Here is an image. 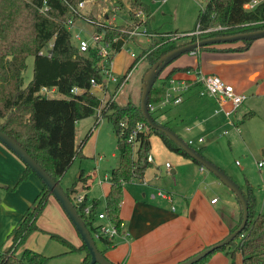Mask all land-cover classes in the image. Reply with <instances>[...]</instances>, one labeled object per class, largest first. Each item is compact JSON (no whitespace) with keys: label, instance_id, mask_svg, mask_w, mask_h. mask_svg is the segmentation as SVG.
Masks as SVG:
<instances>
[{"label":"trees","instance_id":"16d2710c","mask_svg":"<svg viewBox=\"0 0 264 264\" xmlns=\"http://www.w3.org/2000/svg\"><path fill=\"white\" fill-rule=\"evenodd\" d=\"M82 1L84 0H0V131L13 139L59 185L67 170L79 156L86 140L98 125L95 120L81 142L78 145L75 144L77 123L93 116L101 105L98 96L92 92L91 81L99 85L102 90L109 92L105 85L107 75L99 65L101 56L91 49L85 52L79 51L77 45L73 44L72 33L66 25L68 20L75 23L89 18L76 10L77 5ZM251 1L208 0L199 10L194 29L191 31L194 32L197 28L200 33L197 36L178 35V37L189 38L188 42L179 45H175L178 38L174 37L177 34H159L150 31L151 5L142 0H129L131 25L115 27L96 20L91 21V25L94 32L102 34L103 44L113 53L109 62L131 39L127 32L134 26H143L150 36V45L143 51L140 58L142 56L146 58L148 71L161 56L178 46L196 40L264 28V0L249 10L244 9V5ZM136 11L144 14L143 22L134 16ZM251 43L252 41H241L232 44L208 45L201 47L198 51L243 52ZM228 45L234 46L228 47ZM30 57L33 59L32 77L25 85L23 74L27 69L26 61ZM134 65L135 63H132L128 72ZM171 66L172 63L159 75L157 79L159 83L153 85L148 97L149 105H157L162 101L164 87L169 78L176 73L192 70L188 66ZM169 67L171 68L164 75L163 73ZM73 87L81 92L71 94ZM42 88L54 89L60 97H45L39 93ZM111 97L113 96L110 91L107 106L102 108L101 113L103 118L112 123L119 160L117 167L111 170L108 177L110 188L103 213L119 234L122 224L119 213L123 199V185L130 181L142 182L145 172L151 166L147 160L150 156L151 135L158 136L170 152L191 160L199 167L202 166L165 135L151 129L141 114L139 104L128 102L120 106ZM162 110L157 107L154 111H149L150 116L155 123L169 128L167 124L158 121L157 117ZM158 111H160L159 114H157ZM250 116H253V113L245 115L243 120H247ZM137 123L143 126V130L136 132L133 140L128 141ZM194 149L199 155L205 157L204 147ZM31 174L33 172L24 165L17 183L14 187L7 188V191H14ZM85 179L80 173L79 177L64 190V193L70 199L95 243L98 241L105 248L111 247L114 237L103 236L98 232L95 224L97 215L100 213L98 200H92L87 213L85 212L88 206L86 200L79 204L75 203L76 186ZM240 189L248 207L245 227L230 243L214 250L194 264H205L215 251L224 252L229 257L230 264H235L237 256L241 258V264H264V210L261 213L256 211V199L249 185L244 190L242 187ZM50 196V191L43 184L32 205L8 235L11 245L0 253V264H46L50 259L29 249H24L17 255V251L32 233L41 232L37 227V220ZM241 219L240 209L238 222L230 228L229 234L239 227ZM49 236L50 239L66 247L70 253L83 252L85 257L79 264L90 262V256L83 244L75 248L58 235L49 234ZM99 252L104 255L102 251L99 250Z\"/></svg>","mask_w":264,"mask_h":264},{"label":"crops","instance_id":"0c3cea01","mask_svg":"<svg viewBox=\"0 0 264 264\" xmlns=\"http://www.w3.org/2000/svg\"><path fill=\"white\" fill-rule=\"evenodd\" d=\"M121 1L124 10H127L129 0ZM144 2L153 3L154 0H145ZM116 18L121 19L116 13H106L103 15L102 21L113 25ZM77 22L73 23L72 28ZM123 24L130 25V18H127ZM231 46L234 45H228V47ZM189 55L191 56L190 62H178L176 59L171 67L188 66L201 74L217 75L230 84L236 93L244 94L246 100L227 118L224 112L229 110V104L223 105L220 109L209 96H199V87H193L183 95L180 104L162 108L160 119L163 123L167 124L169 128L177 126L171 120L174 114L172 111L176 109V114L182 115L194 106L197 117L201 112H204V116L209 117L213 111V115L219 116L221 120L223 118L229 119L230 126L235 128L243 138L248 133L249 128L256 123L261 126L264 132V38L252 41L249 48L243 52L196 51ZM113 60L110 72L116 76ZM171 67L166 69L164 75ZM116 72L120 73V71ZM175 77L187 78V75L186 73H176ZM108 88L110 92L112 88L110 89V86ZM92 92L98 96L97 92L99 91L96 88H92ZM46 97L60 96L53 91ZM103 97L98 96L99 99H103ZM218 109L219 111L215 112ZM250 113H253V116L243 120V117ZM196 123L190 127H185L184 131L189 132L191 127L196 129ZM79 143H77L75 133V144L78 145ZM262 152L264 150L260 151L257 156ZM151 158L153 163L154 159L152 156ZM180 166L179 173L178 169L169 168L171 176L177 175V180L173 177L171 183L163 182L160 171L154 174L146 171L142 182L130 181L123 185V199L119 213L122 220L120 233L114 237L111 247L105 248L101 243L99 248L108 261L113 264H177L220 242L229 234L230 228L239 219L241 206L237 198L229 196L230 200L223 202L217 195L208 197L206 188L217 184V182L210 180L204 174L206 169L201 171L199 165L191 164V160L186 159L181 160ZM169 169L165 168V172ZM23 170L24 165L19 158L0 143L1 253L10 247L11 240L8 239V235L25 211L32 205L43 187L42 182L34 174H31L14 191H7V188L15 186ZM79 175L80 173H78L77 178ZM242 176L244 183H241L239 187H242L243 190L248 185L251 187L256 199V211L261 213L264 210V195L259 196V192L264 191L262 186L264 168L258 169L257 175L243 169ZM104 178L108 179L107 175H104L103 179L97 182V186L93 184V180L90 178L78 183L74 197L82 196L88 206L92 200H98V211L102 213L110 188L108 180L104 181ZM259 181L261 182L259 183ZM158 191L166 193L170 198L158 196ZM213 198L217 199L214 204L210 203ZM100 223L99 220L95 222L96 225ZM37 227L41 232L32 233L17 251V255L24 249L36 253L45 250L46 246L51 244L46 236L48 234L62 237L75 248L82 245L77 231L52 195L48 197L47 204L37 220ZM63 248L57 253L44 255L51 258L49 262L57 261L56 259H61L60 257H70L68 256L70 254L77 256V260L58 261L57 264H79L85 257L83 252L70 253L66 247L63 246ZM230 262L229 257L224 252L215 251L205 264H230ZM235 264H241L239 256L236 257Z\"/></svg>","mask_w":264,"mask_h":264},{"label":"rangeland","instance_id":"374dc122","mask_svg":"<svg viewBox=\"0 0 264 264\" xmlns=\"http://www.w3.org/2000/svg\"><path fill=\"white\" fill-rule=\"evenodd\" d=\"M142 1L144 2L145 0ZM207 1L208 0H154L153 3L147 2L151 4L149 21L150 31L159 34H188L194 29L197 14ZM260 1L262 0H259V2ZM127 5L128 9L124 10L121 0H89V2H86L85 6L80 10V14L85 17L88 16L89 18L79 20L73 28L71 27L70 31L72 33L73 44L75 46L77 45L76 35L79 39L86 40L91 46H95V41L93 39L94 28L91 25V21L96 20L97 22H103V15L106 13H116L122 19L116 18L112 26H127V24H123L127 18L131 20L129 2ZM143 29L145 30V28ZM178 35L174 37L178 38L175 41V45L189 41L188 37H178ZM148 39L149 42H147ZM149 45L150 36L146 32L144 35L135 36L127 41L123 48L113 58L114 74L120 78L128 73L126 83L121 87L115 99L120 106L128 102L136 105L139 104L142 81L148 69L146 58L143 56L140 58V56ZM131 54H134L135 57H131ZM190 58L191 56L189 54H184L178 58V62H190ZM132 63H135V65L128 72ZM26 64L27 69L23 74L25 85L32 77L33 59L31 57L28 58ZM116 71H120V73L118 74ZM158 83L157 80L155 85ZM111 88L112 86H110V89ZM96 90L99 91L97 95L100 98L104 95V100L108 99L109 92H103L100 89ZM189 109L190 110L186 114L183 113L182 115L176 114V109L172 111L174 114L171 120L173 124L176 123L177 126L175 125V127L173 126L171 129L176 131L175 133H177L183 141L186 143L192 141L193 148L204 147L205 158L223 170L238 186L244 183L242 176L243 169L257 175L258 169L255 162L261 154L257 156L258 153L264 150V132L258 123L250 127L248 133L243 138L235 128L230 126L229 119L226 120L223 118V120H221L219 116L213 115V111L211 113L213 116H204V112H201L197 117L194 106ZM159 113L160 111H158L157 114ZM157 118L160 123H163L160 116ZM95 120L96 113L89 118L79 121L76 128L77 143L85 137L86 132L89 127L93 126ZM194 123L197 124L196 129L191 127L189 132L184 131L185 127H190ZM96 128L97 129L94 130L86 140L79 156H77L71 167L63 176L60 183L63 190L68 188L67 186L77 179L78 173H81L83 178L92 179L93 184L97 186V182L102 180L104 175L110 177L111 170L117 167L119 150L112 123L104 118ZM198 140H201V142L197 143ZM149 142L150 155L153 157L154 162L152 166L147 169V173L154 174L160 171L164 183H171L173 177L177 180V175L171 176L170 169L165 172V164L167 163L170 167L176 170L178 169L179 173L181 170L180 162L185 158L166 149L161 139L156 135H151ZM99 157L101 158L99 159ZM191 164L194 163L191 161ZM203 171H205V169H203ZM204 174L208 176L210 180H214V182L219 184L210 185L206 188L208 197L217 195L223 202H228L230 200L229 196L233 198V192L220 182L216 176L207 170ZM260 182L261 181H259V183ZM263 193L264 191L261 190L259 196L264 195ZM46 236L51 244H48L46 249L40 252L41 254L48 255L64 249L63 245L59 242L50 239L49 234ZM96 245L98 249L101 247V243L98 241H96ZM68 256L70 257H60L61 259H56L57 261L49 262L50 258L46 264H57L58 261L77 260L76 255L70 254Z\"/></svg>","mask_w":264,"mask_h":264},{"label":"water","instance_id":"95a60500","mask_svg":"<svg viewBox=\"0 0 264 264\" xmlns=\"http://www.w3.org/2000/svg\"><path fill=\"white\" fill-rule=\"evenodd\" d=\"M260 38H264V28L249 32H244V33L233 34L229 36H218V37H211L202 40H196L192 43L178 46L168 51L163 56H161L159 60H157V62L153 64V66H151V68L146 72L143 78L141 85L139 107L142 116L146 120L147 125L151 129L159 131L160 133L165 135L173 143L179 146L192 160L196 161L204 169H206L214 176H216L220 180V182H222L228 189H230L233 192L234 196L237 198L238 202L240 203L241 211H242L241 223L234 232L228 234L220 242L208 248H205L199 253L177 264L197 263L199 260L203 259L212 251L230 243L245 227L248 218V207L240 187L223 170H221L219 167L211 163L205 157L199 155L193 147H191L185 141H183L175 132H173L169 128L164 127L161 124L155 123L152 120L150 113L148 111L149 93L153 85L155 84L156 80L158 79L159 75L163 72V70L184 54L195 53L203 46L229 44V43H235L241 41H254ZM0 143L3 144L8 150H10L17 158L20 159V161L25 166H27L33 172V174L47 187L51 195L60 204L61 208L63 209L69 220L71 221L75 230L77 231L82 241V244L87 249V252L90 256V262L88 264H113L110 261H108L105 258V256L99 252L91 233L86 228L85 224L79 217L70 199L65 195L64 190L61 188V186L55 181H53L45 173V171H43L39 167V165H37V163L13 139L8 137L1 131H0ZM0 188H2L1 185Z\"/></svg>","mask_w":264,"mask_h":264},{"label":"built area","instance_id":"2783aa9c","mask_svg":"<svg viewBox=\"0 0 264 264\" xmlns=\"http://www.w3.org/2000/svg\"><path fill=\"white\" fill-rule=\"evenodd\" d=\"M85 1L80 2L77 7L76 10L80 12V10L84 7ZM259 2V0H252L250 3H247L244 5V9H251L253 8L257 3ZM134 16L136 18L141 19V21L143 22L145 20L144 14L141 11H136ZM132 22V21H131ZM132 24V23H131ZM130 24V25H131ZM67 27L69 28V30H71V27L73 25V23L68 20L66 23ZM143 26L137 25L134 26L131 30H129L127 32L129 38H133L135 36H140V35H144L146 33V31L143 29ZM200 32L197 30L194 32H190L188 34H184V35H195L197 36ZM75 38L77 40V48L79 49V51L81 52H85L89 49L95 51L99 56H101V61L99 63V65L101 66L103 72L107 75L106 81H105V85L106 87L112 86V89L110 90L112 93L111 99L115 100L118 93L121 90V87H123V85L126 83V79H127V75L126 76H122L120 78L113 76V74H111L110 72V66L112 61L109 62V58L113 55V53L111 51H109L108 47L106 45L103 44V36L100 33H96L94 32L93 35V39L95 41V46H91L86 40L83 39H79L78 37ZM194 54V53H191ZM131 57H135L134 54H131ZM187 78H177L175 76L169 78L166 81L165 87H164V92H163V99L160 103H158L157 105H149L148 104V111H154L157 107L159 108H164L167 106H171V105H178L181 103L182 101V97L185 93H187L191 88L193 87H199L198 88V94L199 96H209L210 98H212L215 103L217 104V106L221 109V107L225 104H229V110L225 111L224 114L225 116L228 118L230 117L231 114H233L237 108L246 100V96L244 94L241 93H236L234 88L226 83L223 79H221L219 76L214 75V74H201L200 72H198L197 70H191L186 72ZM91 85L92 88H96V89H101V87L99 85H97L94 81H91ZM109 89V88H108ZM55 91L54 89H47V88H42L40 90V94L45 96L48 95L49 93ZM103 92H107L102 90ZM71 94H78L81 91L76 88L73 87L71 89ZM105 97H103V99H100L101 101V105L99 108L96 109L95 113H96V121L98 124L101 123L103 116L101 113L102 108H104L105 106H107V100H104ZM218 110H216L215 112H218ZM143 130V126L140 123H137L132 131V133L130 134L128 141H132L136 132L142 131ZM201 140H198L197 143H200ZM188 145L192 146L193 142L189 141L187 142ZM148 162L152 163V158L151 156L148 157ZM257 169H263L264 168V152H262L259 156V158L256 160L255 162ZM165 168L169 169L170 166L166 163L165 164ZM203 167H200V170L203 171ZM108 180L107 178H104V181ZM262 186L264 188V182H262ZM157 195L166 199H169V195H167L166 193H163L161 191L157 192ZM84 200V198L82 196H78L75 198V203H81ZM217 201L216 198H213L210 203L214 204ZM90 206H86L85 208V212L87 213L89 211ZM96 220L101 221L100 224H97V228H98V232L101 233L103 236H106L108 238H113L116 237L118 235L117 230L115 228V226L111 223H109V221L107 220L106 215L102 212L99 213L97 215ZM1 253V252H0Z\"/></svg>","mask_w":264,"mask_h":264}]
</instances>
